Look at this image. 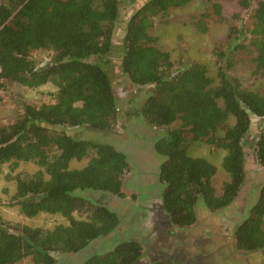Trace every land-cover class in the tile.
Here are the masks:
<instances>
[{"label":"trees","instance_id":"1","mask_svg":"<svg viewBox=\"0 0 264 264\" xmlns=\"http://www.w3.org/2000/svg\"><path fill=\"white\" fill-rule=\"evenodd\" d=\"M191 1L0 0V90L15 83L28 89L54 87L49 102L19 100L16 120L0 126V171L7 166L6 179L17 183L10 205L27 217L48 213L67 219L52 227L13 223L0 205V264L26 259V264H57V254L78 253L115 232L123 236L110 250L94 252L81 264H139L146 253L132 230L139 209L122 214L124 205H113L109 198L126 197L127 153L75 135L73 128L115 130L125 115L131 125L143 119L162 130L153 144L160 161L156 178L161 207L174 229L193 227L200 203L213 211L233 203L246 177V144L264 167V94L234 72L248 56L254 75L264 77V0H238L250 10L246 18L241 11L223 15L218 0H202L206 10L190 14V24L200 32L214 20L229 23L226 38L213 48L215 76L198 60H173L151 33L159 16ZM126 4L134 8L124 18ZM38 51L49 55L45 64L36 60ZM125 77L127 87L135 88L123 98L115 83ZM124 100L128 106L123 108L119 102ZM129 114L137 120H129ZM201 142L225 150L221 165L229 179L220 191L213 183L218 167L192 154ZM83 159L82 166H72ZM23 163L34 164L36 171L23 172ZM123 216L131 222L124 232ZM234 235L239 250L264 249V182ZM146 264L173 263L154 259Z\"/></svg>","mask_w":264,"mask_h":264},{"label":"rangeland","instance_id":"2","mask_svg":"<svg viewBox=\"0 0 264 264\" xmlns=\"http://www.w3.org/2000/svg\"><path fill=\"white\" fill-rule=\"evenodd\" d=\"M218 1L222 3V12L225 16L233 17L236 12L240 11L245 18L249 16L250 10L241 6L238 0ZM122 8L123 17L125 18L127 13L133 11L134 5L126 4ZM206 8L207 4L204 1L202 2V0H194L182 7L173 8L169 15L159 16L156 19L151 33L158 36V44L171 53L173 60L183 59L185 62L198 60L207 64L209 66V73L215 76L217 65L215 63L216 57L213 53V48L215 43L222 42L226 38L229 30V23L214 20V22L209 25L210 27L207 32L198 31L194 24H190V14H198L206 10ZM122 32L123 30H118V34ZM35 58L40 64H45L49 60V55L44 51H38L35 52ZM253 68V64L249 61L248 56H246L243 61L237 63L234 72L243 78L246 86L264 94V77H257V75H254ZM129 83L130 80L127 77L123 78L120 83H115L117 93L123 98L126 97L124 95H127L128 90H133V88H135L131 86L128 88L127 86H129ZM53 89L54 87L50 84L44 85L39 89H28L15 83L9 85L8 91L0 90V94L4 95L3 100L0 101V126L16 120V117L21 112L19 100L40 105L43 102L51 101V96L48 92ZM119 104L123 108L124 106H128V102L125 100L119 102ZM129 117V120L131 119L134 121L138 118V116L134 114H129ZM256 124L255 122V125ZM256 130L257 129L254 128L253 131L249 133L250 139L254 138L255 133H257ZM164 131L165 130H163V132ZM161 132L162 130L155 129L147 122L145 123L143 119L138 122V124L131 125L128 123L127 116L125 115L120 118L119 124L115 130L95 132L89 127L83 126L73 128L71 131V133L75 135H83L86 138L113 144L116 148L127 153L128 160L131 163V173L129 172L125 178L124 191L126 197L109 195L110 202L113 205H124L125 208L121 211L122 214H125L127 208L130 207L132 210H140V205H142L141 202L146 196H151L153 194V197H161L159 189L160 183L156 178L160 161L153 149L155 136L161 134ZM245 152L246 177L244 184L233 203L228 206L229 208L224 209L226 210L225 212H222V214L227 216L230 220H234V224L237 218L241 217V220L243 215L245 216L246 212L249 211V207H251L257 198L259 186L264 182V167L258 164L254 153V147L251 144H246ZM192 154L196 156H205L218 167L217 173L213 178V183L217 190L220 191L224 182L229 179L228 173L221 165L225 150L215 149L201 142L192 148ZM86 161V159L82 161L73 160L71 164L74 167H79L85 164ZM20 169H23V172L31 173L36 171L37 166L32 163H23ZM8 170L6 166L3 168V171H0V205L2 214L5 218L13 223L46 227H52L57 223L67 222V219L60 214L41 213L36 217H27L19 212L17 205H10V200L15 193L17 183L14 180L6 179L5 174ZM143 186H145L143 192L145 195L140 196V189ZM138 192L139 197H137ZM204 210L205 208L203 206L197 207V222L193 227L187 228L185 239L183 238L179 244H175L174 248L171 250L172 254L169 252V243L163 241L162 251L165 252V254H163L165 256H160V258L168 259L167 257H173L174 255L176 259L174 257V259H168L173 264L184 263V258L178 259L180 255H184L191 261V264H244L246 261L244 258L247 256L245 252L246 254H251L253 252L237 249L234 234L228 239L231 228L234 230V225L230 220L226 219V221H223L219 211H217L218 216L215 217ZM165 214L168 217L166 212ZM129 223H131L130 220H124L121 225L123 232L128 229L127 225ZM219 223L226 224L225 233L213 236L212 233L217 230ZM205 226H208V229L212 231L208 235L203 231ZM121 236H123V233H121ZM210 236L214 237L213 240H209ZM136 238L142 241L145 250H148L150 246L154 247L150 242L151 240L149 241V236L139 232ZM228 241L230 245L226 244ZM113 245L114 242L108 237L97 239L86 249L78 253L57 254V264H81L91 250L97 253L104 252L110 250ZM263 253H258L255 259L250 260V264H262L264 262ZM156 254L160 253L157 252ZM27 261H29V259L24 260V264H26Z\"/></svg>","mask_w":264,"mask_h":264},{"label":"flooded vegetation","instance_id":"3","mask_svg":"<svg viewBox=\"0 0 264 264\" xmlns=\"http://www.w3.org/2000/svg\"><path fill=\"white\" fill-rule=\"evenodd\" d=\"M141 203H142V205H140L141 209L138 210L139 212L137 215V219L133 220L136 224H133L132 227H133V230L136 231V233L146 232L144 234L146 236H149V241L151 240L150 242L154 245V247L150 246V248H148V250L147 249L145 250L146 253L142 256V260L138 262L139 264H143V263L146 264L150 260L161 259L160 256L161 257L165 256V255H163V254H165V252L162 251L163 241L169 243V249H170L169 252L172 254L171 250L174 248L175 244H179L183 238L185 239L186 234H187V229H179V228L174 229L171 226L168 217L166 216L165 212L163 211V209L161 207V199L153 197V194L151 196H148L147 198H144ZM201 206H203L205 208L204 211L209 212L212 216H215V217L218 216L217 211H219L220 214L222 215L223 221H226V219L230 220L227 216L222 214L223 211L224 212L226 211L224 209H227L229 207H226V208L221 209V210H214L213 211V210L207 208L202 203H200L197 207H201ZM246 216H247V212H246L245 216L243 215V218L241 220H240L241 217L237 218L235 224L233 222L234 220H230L231 223L234 225V230L231 228L228 239L231 238V236L233 234H235L237 227L244 221ZM123 218H125V217L123 216ZM125 219L128 220V218H125ZM225 226H226L225 223H219L218 227H217L218 231L217 230L213 231V233H212L213 236H215L217 234L221 235V234L225 233ZM203 231L206 235H208V234H210V232H212L208 229V226H205ZM120 236H121L120 233L115 232V233H112V235H110L108 238H110L111 241L115 242ZM213 238L214 237L210 236L209 240L210 239L213 240ZM226 244L230 245L229 241ZM157 252L160 254H156ZM263 252H264V249L255 251L251 254L250 253L246 254V252H245V255H247V256H245L246 258H244V257L243 258L247 262L245 261L244 264H250L251 259H255L256 255L258 253L261 254ZM92 253H94V252L91 250L89 252V254H87V256H89ZM173 257L176 259V256L173 255ZM173 257L169 256L167 258L168 259H174ZM179 258H184L183 259L184 264H191V261L188 260L184 255H180L178 257V259ZM181 264H183V263H181Z\"/></svg>","mask_w":264,"mask_h":264}]
</instances>
